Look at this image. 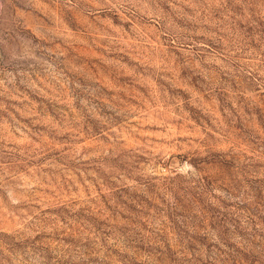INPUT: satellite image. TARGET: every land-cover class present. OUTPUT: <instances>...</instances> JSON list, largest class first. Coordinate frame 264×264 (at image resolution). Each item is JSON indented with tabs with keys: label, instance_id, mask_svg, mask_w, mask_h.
<instances>
[{
	"label": "rangeland",
	"instance_id": "374dc122",
	"mask_svg": "<svg viewBox=\"0 0 264 264\" xmlns=\"http://www.w3.org/2000/svg\"><path fill=\"white\" fill-rule=\"evenodd\" d=\"M0 264H264V0H0Z\"/></svg>",
	"mask_w": 264,
	"mask_h": 264
}]
</instances>
